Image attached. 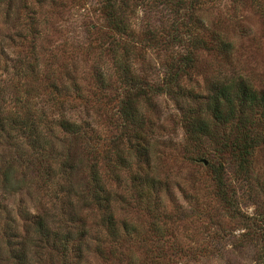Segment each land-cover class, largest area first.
<instances>
[{
    "label": "rangeland",
    "instance_id": "obj_1",
    "mask_svg": "<svg viewBox=\"0 0 264 264\" xmlns=\"http://www.w3.org/2000/svg\"><path fill=\"white\" fill-rule=\"evenodd\" d=\"M105 15L99 0L0 1V264H16L9 243L17 256L19 242L34 236V216L50 214L52 223L62 213L78 218L72 228L84 244L83 264H264L260 114L246 124L258 140L247 163L222 148L232 127L219 129V143L191 134L195 119L211 115L214 83L243 79L264 91V0H207L198 11L205 46L182 80L183 95L176 87L145 103L140 152L134 128L118 122L124 86L116 57L127 53L137 76L162 86L171 51L153 37L171 12L159 5L128 17L132 41L115 38ZM66 121L86 131L84 141L63 130ZM23 122L39 124L38 133ZM93 165L110 211L67 196L91 182ZM40 259L57 263L48 252Z\"/></svg>",
    "mask_w": 264,
    "mask_h": 264
},
{
    "label": "trees",
    "instance_id": "obj_2",
    "mask_svg": "<svg viewBox=\"0 0 264 264\" xmlns=\"http://www.w3.org/2000/svg\"><path fill=\"white\" fill-rule=\"evenodd\" d=\"M0 1L3 2V0ZM99 2L102 4L106 14L110 30L114 32L115 38L120 37L122 40L135 39L134 32L131 30L132 21L129 22L128 17H133L139 9L144 8L146 10V8H149L152 10L154 7L162 5L168 7L171 12L170 19L164 24L165 30H156L158 31L157 33L156 31H149V33H156L153 41L157 40L161 48L170 49L171 51L167 61V73L162 86H151L145 83L140 76H137L132 70V66L127 62V53L116 57V61L121 64V71L117 73L120 83H123L124 86L123 93H121V96L119 95L117 104L118 122L122 124L123 129L128 126L134 128V139L138 142L136 145L140 146L137 152H140L143 146L140 142H143L144 138H146L142 137L145 133L143 125L146 123L143 113L145 103L150 102L155 97L154 95L159 93L173 94L176 87L179 93L182 94V80L184 76L188 75L190 69L194 67L193 62L198 48L205 46L206 41L200 36L203 29L202 20H198L197 13L206 5L207 0H99ZM117 45L121 46L119 43ZM105 82L107 83L106 80H102L103 85L106 84ZM207 103L211 115L203 119H195L194 126L193 124L191 126L192 136L200 140H204L206 137L207 140L213 143H219L220 140L224 139V142H221L223 150L226 148L232 149L237 158L243 159L244 163H247L257 147L256 143L258 140L255 139L254 133H250L251 130L249 132V129L253 128V126L248 129L246 124L255 120V114H260L264 122V91H257L252 84L243 79L216 82L211 87ZM248 114L252 117H248ZM22 124L23 128H27L31 133L35 132L37 134L39 131V124L33 125L29 124V122H23ZM229 126L235 132V134L230 133V138H227V140L230 139L229 142L232 141L231 143L225 141L226 136L221 139L219 134V129ZM61 127L69 136L76 137L75 139L81 138L84 141L87 137L86 131L83 132L82 128L76 123L66 121L61 124ZM115 147L114 151L118 152L119 159L123 160L124 157L121 154H125V152L120 149L118 142ZM90 154L95 155L96 150L95 152H90ZM40 155L42 157L45 156L44 154ZM129 155L133 156V153L130 152ZM146 155H149L148 152L145 153ZM69 159L67 164H65L66 167L71 166L72 158L70 157ZM85 161L86 158L82 157V171L87 168ZM91 168V182L81 185V192L75 189L67 196L70 200L75 197L80 203L89 201L95 207L99 205L100 208L106 206L105 208L109 209L111 203L107 197L108 195H105L103 202V197L98 193L102 180L96 169L97 166L93 165ZM71 169L70 173L74 177V166ZM216 171L214 178L219 181V186L223 189V179L219 177L220 173ZM65 172L67 174V171ZM146 182L150 185L153 182L155 185V180L149 176L146 177ZM70 187L73 186L71 185ZM222 191L225 192V188ZM221 196L226 197V195ZM149 199H151V195H149ZM49 217L50 214L48 216H34L32 225L34 236L28 237L22 243L19 242L21 247L17 256L14 253V245L12 246L10 242V258L16 260V264H38L41 261L40 256L48 252L52 260L56 258L57 263L52 261L53 264H83L85 259L84 244L80 242L81 235L76 233L73 229L74 227L72 228V226L79 224L78 218L72 214L66 217L65 213H62L59 218L54 219L50 223ZM108 217L110 235L112 237L119 236L118 228L114 227L113 214H108ZM67 220L70 222H67ZM82 227L84 228L83 224ZM82 234L84 237L87 235L86 233ZM87 248L89 247L87 246ZM35 250L36 253L34 252Z\"/></svg>",
    "mask_w": 264,
    "mask_h": 264
},
{
    "label": "water",
    "instance_id": "obj_3",
    "mask_svg": "<svg viewBox=\"0 0 264 264\" xmlns=\"http://www.w3.org/2000/svg\"><path fill=\"white\" fill-rule=\"evenodd\" d=\"M207 163V162H206Z\"/></svg>",
    "mask_w": 264,
    "mask_h": 264
}]
</instances>
